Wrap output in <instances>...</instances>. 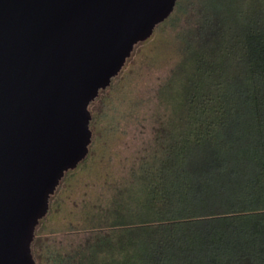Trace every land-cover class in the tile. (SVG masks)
Segmentation results:
<instances>
[{"label": "trees", "instance_id": "1", "mask_svg": "<svg viewBox=\"0 0 264 264\" xmlns=\"http://www.w3.org/2000/svg\"><path fill=\"white\" fill-rule=\"evenodd\" d=\"M183 16L181 57L159 89L174 90L169 102L160 96L172 125L96 198L78 230L86 238L53 264H264V0H177L156 29ZM73 171L35 229V264Z\"/></svg>", "mask_w": 264, "mask_h": 264}, {"label": "water", "instance_id": "2", "mask_svg": "<svg viewBox=\"0 0 264 264\" xmlns=\"http://www.w3.org/2000/svg\"><path fill=\"white\" fill-rule=\"evenodd\" d=\"M176 2L0 0V264H35L50 197L88 156L89 105Z\"/></svg>", "mask_w": 264, "mask_h": 264}, {"label": "rangeland", "instance_id": "3", "mask_svg": "<svg viewBox=\"0 0 264 264\" xmlns=\"http://www.w3.org/2000/svg\"><path fill=\"white\" fill-rule=\"evenodd\" d=\"M241 4L246 5L240 1L237 6L242 8ZM184 24L183 16L136 46L111 87L90 105L89 157L57 191V206L43 222L34 246L40 264H53L51 256L70 251L86 238L78 230L89 219L96 198L108 196L113 187L124 183L131 167L154 146L159 129L172 125L160 96L169 102L174 90L166 88L159 95V89L180 60L178 35Z\"/></svg>", "mask_w": 264, "mask_h": 264}, {"label": "flooded vegetation", "instance_id": "4", "mask_svg": "<svg viewBox=\"0 0 264 264\" xmlns=\"http://www.w3.org/2000/svg\"><path fill=\"white\" fill-rule=\"evenodd\" d=\"M91 120H92V116H91ZM91 120H90V122H91ZM92 142V141H91Z\"/></svg>", "mask_w": 264, "mask_h": 264}]
</instances>
